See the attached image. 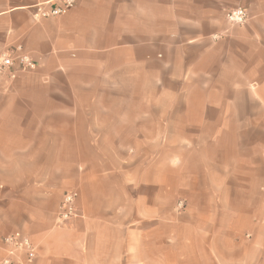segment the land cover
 Here are the masks:
<instances>
[{
  "label": "crops",
  "instance_id": "crops-1",
  "mask_svg": "<svg viewBox=\"0 0 264 264\" xmlns=\"http://www.w3.org/2000/svg\"><path fill=\"white\" fill-rule=\"evenodd\" d=\"M58 2L0 0V53L37 64L0 77V264L16 230L36 257L15 264H264V0H76L34 17ZM99 123L160 131L105 148ZM68 190L78 216L62 226Z\"/></svg>",
  "mask_w": 264,
  "mask_h": 264
},
{
  "label": "built area",
  "instance_id": "built-area-1",
  "mask_svg": "<svg viewBox=\"0 0 264 264\" xmlns=\"http://www.w3.org/2000/svg\"><path fill=\"white\" fill-rule=\"evenodd\" d=\"M75 5L76 0H59L57 4H51L48 9L41 5L37 8L34 17L41 19L64 15ZM226 17L233 24H243L248 18V13L246 9L239 7L228 11ZM36 66L34 59L24 52L23 47L20 45L0 53V77L15 79L19 72L33 70ZM78 196L79 193L76 190H68L63 194L57 216L59 225L67 226L78 216ZM3 242L8 247V256L2 260V264H15L12 257L18 253L27 254V263L32 262L36 257V248L31 239L20 230L4 236Z\"/></svg>",
  "mask_w": 264,
  "mask_h": 264
},
{
  "label": "rangeland",
  "instance_id": "rangeland-1",
  "mask_svg": "<svg viewBox=\"0 0 264 264\" xmlns=\"http://www.w3.org/2000/svg\"><path fill=\"white\" fill-rule=\"evenodd\" d=\"M101 125V128H99V133H101L105 137V148L112 147L113 145V138L118 135H123L126 133V135L130 134H139L143 132L146 136H152L160 131L159 125L157 123H147L144 128L141 127H135L133 123H125L128 127L124 126V123H99ZM159 124V123H158ZM133 125V127H132ZM167 128H165V135H169V131L167 132ZM261 171H264V161L261 163ZM182 203V205H181ZM186 201L182 198H179L176 202V209L178 211H183L186 208Z\"/></svg>",
  "mask_w": 264,
  "mask_h": 264
}]
</instances>
